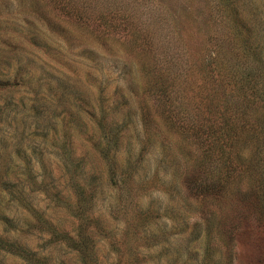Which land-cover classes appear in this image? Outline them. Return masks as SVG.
<instances>
[{
	"label": "rangeland",
	"instance_id": "1",
	"mask_svg": "<svg viewBox=\"0 0 264 264\" xmlns=\"http://www.w3.org/2000/svg\"><path fill=\"white\" fill-rule=\"evenodd\" d=\"M0 236L264 264V0H0Z\"/></svg>",
	"mask_w": 264,
	"mask_h": 264
},
{
	"label": "trees",
	"instance_id": "2",
	"mask_svg": "<svg viewBox=\"0 0 264 264\" xmlns=\"http://www.w3.org/2000/svg\"><path fill=\"white\" fill-rule=\"evenodd\" d=\"M34 212H37V210ZM2 217H3L2 221L8 224V221L10 220V218L7 217L6 215H3ZM36 219L39 220L40 222L44 223V224H50L49 222L48 223L46 222V219L43 218L41 214L38 215ZM3 231H5V230H3ZM66 239H69V240L72 239L71 241L76 242L77 244H76L75 248L76 249L78 248V249H80L81 252H83L84 242L81 239L75 240V239L71 238L70 236H67ZM0 250L5 251V252L10 253V254H15V255L21 257L22 259H25L28 261L30 260L31 262L43 263L41 261V259L34 257L33 254L30 253L29 251H27L26 249L20 247L19 245H17L14 242H11V241H8V240L2 238L1 236H0Z\"/></svg>",
	"mask_w": 264,
	"mask_h": 264
}]
</instances>
